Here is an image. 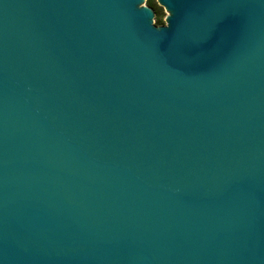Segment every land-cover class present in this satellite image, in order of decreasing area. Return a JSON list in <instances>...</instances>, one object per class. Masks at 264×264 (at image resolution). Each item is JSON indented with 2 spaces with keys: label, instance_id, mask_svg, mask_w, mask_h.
Here are the masks:
<instances>
[{
  "label": "water",
  "instance_id": "obj_1",
  "mask_svg": "<svg viewBox=\"0 0 264 264\" xmlns=\"http://www.w3.org/2000/svg\"><path fill=\"white\" fill-rule=\"evenodd\" d=\"M0 0V264H264V0Z\"/></svg>",
  "mask_w": 264,
  "mask_h": 264
},
{
  "label": "trees",
  "instance_id": "obj_2",
  "mask_svg": "<svg viewBox=\"0 0 264 264\" xmlns=\"http://www.w3.org/2000/svg\"><path fill=\"white\" fill-rule=\"evenodd\" d=\"M147 5L155 10V21L157 25L164 24L162 6L158 4L157 0H147Z\"/></svg>",
  "mask_w": 264,
  "mask_h": 264
},
{
  "label": "rangeland",
  "instance_id": "obj_3",
  "mask_svg": "<svg viewBox=\"0 0 264 264\" xmlns=\"http://www.w3.org/2000/svg\"><path fill=\"white\" fill-rule=\"evenodd\" d=\"M146 1L144 2V5H147V2ZM161 8H162V14H163V21H164V24H166V19H167L168 15L170 14V12H168L163 6ZM154 24L157 25L156 24V21H155V17H154ZM164 24H161V25H164ZM161 25H158V26H161Z\"/></svg>",
  "mask_w": 264,
  "mask_h": 264
}]
</instances>
